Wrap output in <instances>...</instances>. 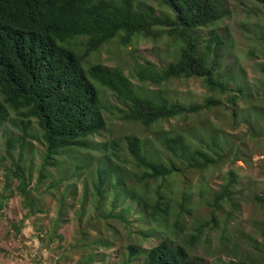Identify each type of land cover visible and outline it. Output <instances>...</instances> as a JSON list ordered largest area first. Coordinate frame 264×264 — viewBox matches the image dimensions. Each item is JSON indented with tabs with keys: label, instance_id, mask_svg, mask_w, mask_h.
<instances>
[{
	"label": "rangeland",
	"instance_id": "obj_1",
	"mask_svg": "<svg viewBox=\"0 0 264 264\" xmlns=\"http://www.w3.org/2000/svg\"><path fill=\"white\" fill-rule=\"evenodd\" d=\"M137 1L154 6L157 14L171 13L162 0ZM221 1L227 16L214 29L228 40L226 66L234 65L239 72L230 86H243L245 99L232 107L229 95L210 91L196 78L172 79L160 86L142 84L137 70L148 62L157 68L166 67L178 59L181 41L167 35L156 41L139 37L124 47L118 39L113 40L89 57L85 65L101 63L118 68L140 92L160 91L170 101L204 105L212 98L223 104L187 118L160 122L148 130L123 121L117 110L121 102L111 91L101 88L107 131L91 137L88 149L66 153L64 167H51L49 178L41 185L38 177L46 146L33 120L30 134L34 137L27 138L24 150L26 166L33 168L29 188L34 190L37 208L42 212L28 217L24 198L17 191L19 181L7 179L21 149L18 143L15 148L8 145L11 139L21 136L16 126L20 120L9 110V117L0 127V193L10 196L7 207L0 212V264H142L144 257L128 261V246L149 250L161 240L185 246L191 258L200 259L202 264H264V6L253 0ZM209 31L205 29L204 34ZM165 132L185 134L195 146L208 150L215 158L221 156V161L204 171L191 169L175 174L149 189L136 178L129 180L134 171L124 160V138L135 135L146 139L148 147L164 160L167 154L160 137ZM113 140L119 144L117 151L122 150L117 155H113ZM106 157H111L128 178L126 189L135 187L143 197L154 201L157 186L164 184L172 206L169 226H150L129 190L110 185L99 200L94 181ZM230 171L238 179L233 201H225L217 209L212 206L215 195L228 183ZM8 184L9 190L4 191ZM182 192L189 194L183 209ZM119 214L130 224L116 218ZM178 217L181 230L176 232ZM13 223L22 226L21 235L12 229ZM147 234L149 237H145Z\"/></svg>",
	"mask_w": 264,
	"mask_h": 264
},
{
	"label": "trees",
	"instance_id": "obj_2",
	"mask_svg": "<svg viewBox=\"0 0 264 264\" xmlns=\"http://www.w3.org/2000/svg\"><path fill=\"white\" fill-rule=\"evenodd\" d=\"M253 1L264 6V0ZM162 4L171 11L170 14H157L154 6L137 0H0V127L9 117V110L20 120L16 126L21 136L11 139L8 145L15 148L18 143L21 149L7 179L19 181L17 191L28 209L26 217L42 212L37 208L34 190L29 188L33 168L26 166L24 150L27 138L34 137L30 134L33 120L41 130L46 146L38 177L41 185L49 178L51 167H64L66 153L88 149L91 137L107 131L101 88L111 91L121 102L122 107L117 110L123 121L140 124L148 130L160 122L187 118L223 104L212 98L206 99L204 105L170 101L160 91L140 92L118 68L101 63L85 65L89 57L113 40L118 39L124 47L139 37L156 41L167 35L181 41L178 59L166 67L157 68L148 62L137 70V79L142 84L160 86L172 79L196 78L210 91L229 95L232 107L245 99L243 86H230L237 81L239 72L234 65L226 66L224 57L228 40L214 29L227 16L222 1L162 0ZM205 29H210L207 35ZM160 140L168 160L156 155L146 139L135 135L124 138L127 153L124 160L134 171L129 180L136 178L147 189L187 170L204 171L218 165L222 158H215L208 150L195 146L182 133L165 132ZM118 146L113 140V155L122 151H117ZM120 170L111 157L103 159V166L98 169L94 181L99 200L110 185L129 190L150 226H169L172 206L163 190L164 184L157 186L156 199L152 201L141 196L135 187L126 189L128 178ZM228 175V183L215 195L212 204L217 209L223 202L233 201L238 179L233 171ZM114 176L115 181L112 180ZM9 188L10 184L4 191ZM9 197L0 193V212L7 207ZM256 199L263 200L260 196ZM188 202L189 194L182 192L180 207L185 208ZM112 205L115 208L116 202ZM116 218L130 224L122 214ZM174 225L175 231L179 232L180 217ZM12 229L18 235L22 234L19 224L13 223ZM53 236L54 231L50 233V237ZM128 250L129 262L144 257L142 264H202L200 259L191 258L185 246L167 240H161L149 250L133 244Z\"/></svg>",
	"mask_w": 264,
	"mask_h": 264
}]
</instances>
